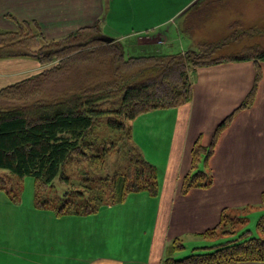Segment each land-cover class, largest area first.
<instances>
[{
  "label": "crops",
  "instance_id": "1",
  "mask_svg": "<svg viewBox=\"0 0 264 264\" xmlns=\"http://www.w3.org/2000/svg\"><path fill=\"white\" fill-rule=\"evenodd\" d=\"M202 1L210 2V0H0V32L15 30L16 21H35L38 30L46 39H58L79 28L94 24H98L102 34H105L103 29L107 24L106 20L110 16L117 17L122 13L124 35L110 37L121 41L124 39V47L132 53L131 55L164 53V50L172 48L173 42L180 36L182 30L184 32L186 30L189 39L197 40V43L200 40L196 37L198 28L218 17L220 12L235 10V13L229 16L231 21H228V25L238 22L246 28L243 30L257 29L264 34V10L260 13L252 9L256 2L264 3V0H213L227 5H218L215 12L189 31L185 24L186 17ZM231 2L233 7H228ZM258 31H255L254 35L248 34L240 38L239 40L247 39L245 42L247 45L243 46L241 51L230 55L239 54L250 46H264L254 40ZM225 32L222 29V33L201 41L218 42L227 37L223 35ZM180 47L181 52L187 50L184 45ZM259 65L261 78L254 100L248 107L238 109L253 86L255 64L251 59L229 60L200 66L190 71L192 86L190 102L174 108L142 113L132 121L130 125L132 131L140 129L144 134L152 130L154 135H161L162 130H169L163 161L166 166L162 176L156 169V194L140 190L129 193L124 199L125 203L135 197L138 208L142 202L151 203L149 239L144 238L145 224L141 222L144 215L141 213L139 217V212L138 221H124V239L117 241L109 236L112 234L110 231L107 232L112 229L111 224L108 227L107 224L99 226L81 224L80 216L91 213L96 216L102 208L85 214L61 213L56 214V219L69 216L66 222L76 225L74 234H80L86 239L85 243L92 245L96 251L99 246L100 254L83 260L79 255L68 257L61 252L56 254V261L24 259L14 262L0 259V264H162L168 246L174 238H179L182 242L184 234L205 237L203 233L216 227L221 214L226 213L228 208L248 210L263 207L264 61H260ZM41 67L39 62L31 57H0V89L32 75ZM233 113L231 121L219 134L208 162L206 170L212 175V184L206 187H192L186 194H182L180 192L182 178L190 168L194 143L199 140L203 146H208L217 125ZM153 165L155 166L154 163ZM47 206L40 208L45 209ZM106 208L111 209L112 205ZM86 229L95 231L89 233ZM46 231L47 229H44L43 233ZM89 235L92 237L89 238ZM117 250L124 251V258L113 255ZM234 264L264 262L242 261Z\"/></svg>",
  "mask_w": 264,
  "mask_h": 264
},
{
  "label": "rangeland",
  "instance_id": "2",
  "mask_svg": "<svg viewBox=\"0 0 264 264\" xmlns=\"http://www.w3.org/2000/svg\"><path fill=\"white\" fill-rule=\"evenodd\" d=\"M218 5L226 6L227 3H216L213 0H210V2L202 1L197 8L193 9L185 21L189 31L215 12ZM228 7H233L232 2ZM252 9L261 13L264 10V3L261 1L256 2ZM233 12L235 13V10L220 12L218 17H214V19L198 28L196 37L200 40L197 43V40L191 41L189 39L186 30L185 32L182 30L180 36L173 42L172 48L164 50V53L166 51L181 52L180 45H184L186 49L195 48L198 44L209 42L201 41V39H207L212 35L216 36L220 32L222 33V29L226 31L225 34L223 33L224 36L233 33V37L236 38L228 40L226 44H222L215 49L210 58L227 57L230 53L241 51L242 47L247 45L245 43L247 39H239L244 35H254L255 31L258 30L249 29L245 31L243 29L246 28H243L238 22L232 23L231 26L228 25V21H231L229 16ZM106 21L107 24L103 29L106 35L113 37L124 35V14L121 13L117 17L110 16ZM31 31L33 33L40 32L33 25ZM95 33L97 32L89 31L78 36L77 39H84L87 36H93ZM258 33L254 40L264 45V34H261V31H258ZM77 39L58 42L57 46H49L48 49L60 50L61 55L41 65L42 67L32 74L38 76L34 81L25 85V89L19 90V93L15 96L16 100L13 99L12 102H16L18 106H30L31 102L37 98H42L50 103L61 102L70 94L83 88L110 81L112 71L120 64L102 54V44L92 42L82 47L78 43H73V40ZM114 39L120 41L124 46V39L122 41L117 38ZM72 44H76V46H72ZM74 48L75 50H73ZM126 54L131 55L132 53L126 50ZM120 70H122V67ZM41 72L42 74H40ZM120 101V95L103 98L95 103V107L113 109L119 105ZM106 120L107 118L104 115L94 121L91 128L83 136L80 150L70 155L50 186L41 191L40 202L46 200L50 204L45 209L40 208V205L36 208V187L32 176L18 177L6 169H0V259L14 262L24 259L56 261V254L64 252V256L79 255L84 260L100 254L99 246L96 251L92 245L85 243L86 239L81 237L80 234H74L76 225L66 222V220H69L67 219L70 218L69 216H61V219H56L57 213L53 207L60 206L62 203L66 205V210L70 212L74 210L83 211L84 206H88V209L89 206L94 205L99 206V209L102 208L96 216L91 212H88L91 213L90 215L80 216L81 224H83L82 226L89 223L97 224V226L107 224V227L111 224L112 229L107 230V232L110 231L112 234L109 236H112L111 238L116 241L124 239V221L136 222L138 221V212L139 217L142 213L144 218L141 222L145 224L146 230L144 238L145 240L150 238L151 203L142 202L143 204L141 203L138 208L135 197L130 198L125 203L124 200L115 203L113 198L116 195L119 177L124 176L131 165L130 158L134 161L137 158L135 151L133 150V153L130 148H135L139 156L151 165L154 163L155 166H153L158 169L159 175L162 176L166 166L163 161L167 150L165 146L167 145L169 130H162L161 135H154L151 130L147 132V136L140 129L132 131V127H130L132 122L125 130H114L106 124ZM149 123L152 124L153 122ZM143 135L145 136L143 137ZM133 160L132 164L134 165ZM131 176V179L134 180L136 175L133 173ZM65 178L67 181L64 180ZM161 183L163 184L164 181ZM108 205H112V208L107 209L106 206ZM141 207H144V209ZM226 213L231 216L243 217L241 222L236 219L235 224L229 226L227 223L221 228L222 230L227 228L229 231H234L233 233H224L219 229L213 238L184 234L182 238L184 248L170 252L172 257L176 259L183 258L193 252L202 251L201 249H194L195 247L209 246L232 239L238 237L244 231L243 237L246 238L263 234V231L258 229L257 223L261 214L264 213V206L248 210L228 208ZM81 228L85 229L84 227ZM44 229H47L46 233H43ZM86 231L92 233L95 230L91 232L86 229ZM69 233L71 236L68 235ZM45 235L46 237H44ZM91 237L92 235H89V238ZM43 238L47 239L44 240ZM113 255L124 258V251L117 250ZM223 264L232 263L226 262Z\"/></svg>",
  "mask_w": 264,
  "mask_h": 264
},
{
  "label": "trees",
  "instance_id": "3",
  "mask_svg": "<svg viewBox=\"0 0 264 264\" xmlns=\"http://www.w3.org/2000/svg\"><path fill=\"white\" fill-rule=\"evenodd\" d=\"M16 24L15 30L0 32V57H31L43 65L62 53L58 49H48L49 46H57L58 42L77 39L83 33L94 31L97 33L93 36L73 40V43H78L82 47L92 42L102 44V54L120 64L112 71L110 81L83 88L70 94L61 102L50 103L42 98L35 99L30 106H18L16 102H12L13 99L16 100L15 96L19 90L25 89L24 86L34 81L38 75H30L0 89V169H6L18 177L32 176L36 187L35 204L37 206L50 205L46 200L40 202L41 191L50 186L70 155L80 150L84 134L97 118L105 115L106 124L111 129L125 130L129 123L142 113L174 108L190 102L192 98L190 71L200 66L229 60H253L254 83L238 109L252 104L261 78L259 62L264 61V46L254 45L245 48L239 54L210 58L215 49L226 44L228 40L236 38L233 37V33L218 42H203L184 52L127 55L120 41L114 38L111 42L98 39L101 32L97 24L79 28L59 39L49 40L41 32L31 31L32 25L38 30L35 21H16ZM121 67L124 71L120 70ZM117 95H120L121 101L116 108L95 107L98 100ZM234 113L217 125L208 146H203L199 140L194 143L190 168L182 178L180 188L182 194H186L192 187H206L212 184V175L206 171L208 162L214 152L219 134L231 121ZM130 150L133 153L135 151L137 158L135 161L130 158L131 165L127 172L119 177L116 195L113 198L115 203L122 202L131 192L140 190H147L152 194L157 192L156 168L141 158L135 148ZM133 173L136 175L134 180L131 179ZM64 180L67 181L66 178ZM262 203H264V194ZM84 207L83 211L70 212L62 203L53 208L57 214L88 213L99 208L95 205L89 206V209L88 206ZM242 218L241 216L231 217L223 212L218 225L207 230L203 235L206 238H213L225 224L228 223L231 226L235 224L236 219L241 222ZM263 221L264 213L261 214L257 223L258 229L263 231V234L259 236L246 238L243 237L244 231L232 239L209 246L195 247L194 249L202 251L193 252L180 259L172 257L170 253L184 248L180 239L174 238L168 246L167 255L162 264L264 262ZM222 231L234 232L227 228Z\"/></svg>",
  "mask_w": 264,
  "mask_h": 264
},
{
  "label": "water",
  "instance_id": "4",
  "mask_svg": "<svg viewBox=\"0 0 264 264\" xmlns=\"http://www.w3.org/2000/svg\"><path fill=\"white\" fill-rule=\"evenodd\" d=\"M98 39H100L102 41H106V42H111L113 40L112 37L107 36L105 34H101L100 36H98Z\"/></svg>",
  "mask_w": 264,
  "mask_h": 264
}]
</instances>
